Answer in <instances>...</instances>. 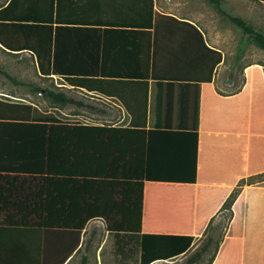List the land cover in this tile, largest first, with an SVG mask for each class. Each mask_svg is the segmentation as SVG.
I'll use <instances>...</instances> for the list:
<instances>
[{
  "label": "crops",
  "instance_id": "1",
  "mask_svg": "<svg viewBox=\"0 0 264 264\" xmlns=\"http://www.w3.org/2000/svg\"><path fill=\"white\" fill-rule=\"evenodd\" d=\"M235 4L264 12L258 0H222L224 10ZM201 7L202 0H87L81 23L63 12L48 31H34V51L0 44V172L35 167L33 123L122 128L129 140L146 131L154 152L164 143L190 150L197 134L196 182H145L142 233L193 236L194 247L245 180L212 264H264V182L250 180L264 173V65H244L237 79L228 37L209 29ZM258 18L264 32V14ZM11 28L0 24V33ZM95 222L109 237L97 264H114V235L101 219L88 222L64 264L80 255L78 264L89 263L85 234Z\"/></svg>",
  "mask_w": 264,
  "mask_h": 264
},
{
  "label": "trees",
  "instance_id": "2",
  "mask_svg": "<svg viewBox=\"0 0 264 264\" xmlns=\"http://www.w3.org/2000/svg\"><path fill=\"white\" fill-rule=\"evenodd\" d=\"M86 1L10 0L0 7V24L12 30L6 37L0 33V44L11 51H34L30 42L34 31H48L60 23L63 12L71 14L70 21L81 23ZM206 1L240 29L247 42L264 51V32L226 12L222 0ZM30 127L40 135L31 147L35 155H30L29 163L35 167L0 172V214H5L0 216V264H64L80 245L88 222L95 219L103 220L114 235L110 249L114 264L173 260L193 248V236L143 234L142 220L145 182H196L197 134L190 150H171L164 143L154 152L146 131L141 132L144 138L129 140V130L122 128L49 121ZM250 180L263 183L264 173ZM244 182L221 209L228 218ZM208 248L209 242L185 264L202 262ZM87 261L84 258L82 264Z\"/></svg>",
  "mask_w": 264,
  "mask_h": 264
},
{
  "label": "rangeland",
  "instance_id": "3",
  "mask_svg": "<svg viewBox=\"0 0 264 264\" xmlns=\"http://www.w3.org/2000/svg\"><path fill=\"white\" fill-rule=\"evenodd\" d=\"M6 0H0V6L4 5ZM226 6V5H225ZM202 13L203 19L209 25V29L211 28L213 32L224 35L228 37V46L230 48V58L231 61L237 65L238 69L236 72L237 79H240L241 73L240 71L243 69V66L246 64L260 62L264 65V51L254 44L247 42L243 37V33L240 29L234 26L226 17L221 15L212 5L202 0ZM226 12L231 13L233 15L240 16L247 20L248 22L255 23V27H258L259 15L264 14L261 11L252 8V6L245 5L244 7H239V5L235 4V6H227ZM251 23V24H252ZM257 23V24H256ZM261 30H264V26L261 25ZM0 65L2 63L0 62ZM228 224V216L227 212L223 213L219 219H217L212 227L204 233L203 236L200 237V240L195 244V246L182 258H179L176 262L175 260L172 262H160L158 264H185L187 259L196 251L204 247L209 242V248L207 253L204 255V260L198 264H210L212 258L214 257L217 248L221 246L227 230ZM95 231L96 233H93ZM88 239L92 240V245L85 252L89 258L88 264H97V251L100 248L103 250L107 247L109 243V237L104 232L102 226L98 223H92L86 234L85 241ZM84 254V252H83ZM82 255L78 258L75 263H79L81 261Z\"/></svg>",
  "mask_w": 264,
  "mask_h": 264
}]
</instances>
